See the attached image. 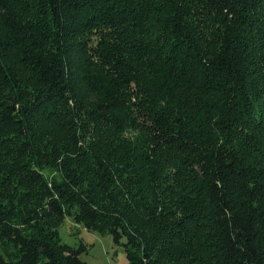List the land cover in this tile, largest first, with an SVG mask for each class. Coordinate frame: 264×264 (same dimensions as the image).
<instances>
[{"label":"trees","instance_id":"trees-1","mask_svg":"<svg viewBox=\"0 0 264 264\" xmlns=\"http://www.w3.org/2000/svg\"><path fill=\"white\" fill-rule=\"evenodd\" d=\"M67 216L126 264H264V0H0V264H85Z\"/></svg>","mask_w":264,"mask_h":264},{"label":"rangeland","instance_id":"rangeland-1","mask_svg":"<svg viewBox=\"0 0 264 264\" xmlns=\"http://www.w3.org/2000/svg\"><path fill=\"white\" fill-rule=\"evenodd\" d=\"M47 180H59V176L53 170L45 168L42 172ZM58 230L61 242L76 248L80 242L86 245L88 251L80 256L85 264H126L123 247L114 245L109 235L91 233L76 225L72 218L66 217L61 224L53 223ZM4 247L5 241H0Z\"/></svg>","mask_w":264,"mask_h":264}]
</instances>
